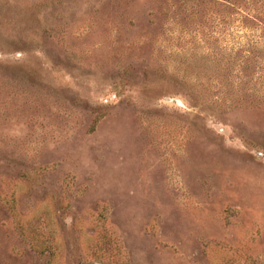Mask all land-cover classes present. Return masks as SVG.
I'll list each match as a JSON object with an SVG mask.
<instances>
[{
  "label": "rangeland",
  "instance_id": "374dc122",
  "mask_svg": "<svg viewBox=\"0 0 264 264\" xmlns=\"http://www.w3.org/2000/svg\"><path fill=\"white\" fill-rule=\"evenodd\" d=\"M0 264H264V0H0Z\"/></svg>",
  "mask_w": 264,
  "mask_h": 264
}]
</instances>
